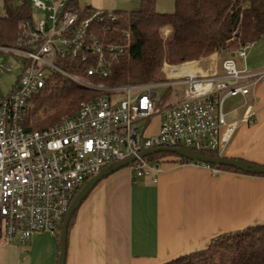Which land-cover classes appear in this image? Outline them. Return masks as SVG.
<instances>
[{"label":"built area","instance_id":"obj_1","mask_svg":"<svg viewBox=\"0 0 264 264\" xmlns=\"http://www.w3.org/2000/svg\"><path fill=\"white\" fill-rule=\"evenodd\" d=\"M47 17L21 24L15 46H0V76L21 67L12 90L0 97V241L27 246L37 234L59 235L69 207L86 183L104 169L131 157L132 180L163 172L158 161L139 158L149 149L183 148L224 154L241 124L227 122L226 99L246 97L264 81V69L241 70L249 45L222 63V73L189 75L168 81L120 87L91 86L63 67L70 60L85 68L86 78H107L128 44L109 43L99 27L116 18L105 11H80L73 0H30ZM10 66V67H9ZM171 68V67H168ZM55 74L86 88L105 92L84 102L72 116L43 131H31L32 100ZM170 78V77H169ZM185 87L184 98L159 108L154 87ZM161 116L156 136L146 137L141 122ZM253 112L245 121L252 118ZM183 164L221 173L199 162Z\"/></svg>","mask_w":264,"mask_h":264},{"label":"crops","instance_id":"obj_2","mask_svg":"<svg viewBox=\"0 0 264 264\" xmlns=\"http://www.w3.org/2000/svg\"><path fill=\"white\" fill-rule=\"evenodd\" d=\"M252 52L250 58L246 54L245 59H236L241 70L264 69V64L254 62ZM226 58L215 53L170 66L184 69L180 74L171 70L168 76L221 74ZM178 88L180 97L171 105L184 98L185 87ZM246 100L247 104L243 97L225 101L227 122L241 124L224 156L264 165V81ZM251 112L252 118L245 121ZM140 125L146 137L156 136L161 116ZM162 167L157 181L153 177L133 181L130 167H125L96 186L69 229L66 264H165L207 247L220 235L264 224V177L226 171L214 175L206 168L174 162ZM25 247L27 264L59 262L56 235L37 234Z\"/></svg>","mask_w":264,"mask_h":264},{"label":"trees","instance_id":"obj_3","mask_svg":"<svg viewBox=\"0 0 264 264\" xmlns=\"http://www.w3.org/2000/svg\"><path fill=\"white\" fill-rule=\"evenodd\" d=\"M174 6V12L161 13L157 10V0H142L138 10L114 11L116 20L99 27L98 34L109 43L129 45L128 52L114 62L109 77L86 78L85 68L70 60H63V67L91 84L105 87L158 83L169 80L164 78L165 64L179 66L215 53L232 57L244 46L264 39V0H174ZM73 8L92 10L82 9L78 0H73ZM4 10V15L0 12V46H15L21 36V24L32 18L33 8L25 0H4ZM180 68L171 70L180 74ZM104 95L55 74L32 100L27 127L31 131L48 129L63 117L74 115L82 103ZM162 107L159 103V108ZM198 152L219 157L212 151ZM147 159L161 165L188 162L170 152ZM211 166L220 171L264 177L229 166ZM165 264H264V224L220 235L207 247Z\"/></svg>","mask_w":264,"mask_h":264},{"label":"rangeland","instance_id":"obj_4","mask_svg":"<svg viewBox=\"0 0 264 264\" xmlns=\"http://www.w3.org/2000/svg\"><path fill=\"white\" fill-rule=\"evenodd\" d=\"M30 4V0H25ZM82 9L90 8L97 11H106L113 13L117 10H125L128 12L136 11L141 6V0H78ZM174 0H157V10L161 13L174 12ZM0 12L5 14L4 0H0ZM32 17L35 22L43 21L46 19L47 14L36 7L33 8ZM250 50V51H249ZM248 51V52H247ZM246 54L250 58L252 52V59L257 64H264V39L249 45ZM12 71L6 72L0 76V97L6 96L12 90L18 76L21 74V67L17 63H11ZM9 66V67H10ZM180 66V65H179ZM170 65L165 64L163 67L164 78H169L168 73L171 71ZM176 67V66H171ZM184 67L180 68L179 73H182ZM170 79V78H169ZM91 86L98 87L100 85L90 84ZM102 85V84H101ZM105 87V86H104ZM102 92V91H101ZM153 92L157 94V101L162 106L170 102H175L180 97L181 89L178 87H154ZM105 94V92H102ZM229 104H224V109H228ZM141 126V125H140ZM151 130V129H150ZM27 248L18 244H10L0 241V264H27Z\"/></svg>","mask_w":264,"mask_h":264},{"label":"water","instance_id":"obj_5","mask_svg":"<svg viewBox=\"0 0 264 264\" xmlns=\"http://www.w3.org/2000/svg\"><path fill=\"white\" fill-rule=\"evenodd\" d=\"M162 152H170L177 154L178 156L191 162H199L214 166H229L247 174L264 175V165H259L245 160L234 159L225 156L224 157L206 156L200 153H196L192 150L183 149V148L149 149L141 152L138 157L142 159ZM136 159L137 157H131L121 162L115 163L109 168L104 169L99 175L89 180L86 183V185L83 187V189L76 195L74 201L69 207V210L62 224V228L59 236L60 252H59L58 264H66L67 262L68 230L74 214L79 210L83 202L88 198V196L92 193V191L104 178L108 177L109 175L125 167H128L130 164L135 162Z\"/></svg>","mask_w":264,"mask_h":264}]
</instances>
